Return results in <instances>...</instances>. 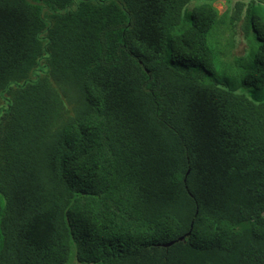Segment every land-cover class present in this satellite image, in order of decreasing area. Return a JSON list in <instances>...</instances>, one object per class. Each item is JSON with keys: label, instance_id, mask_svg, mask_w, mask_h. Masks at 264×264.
Returning <instances> with one entry per match:
<instances>
[{"label": "trees", "instance_id": "16d2710c", "mask_svg": "<svg viewBox=\"0 0 264 264\" xmlns=\"http://www.w3.org/2000/svg\"><path fill=\"white\" fill-rule=\"evenodd\" d=\"M214 1L0 0V264H264V0Z\"/></svg>", "mask_w": 264, "mask_h": 264}, {"label": "rangeland", "instance_id": "374dc122", "mask_svg": "<svg viewBox=\"0 0 264 264\" xmlns=\"http://www.w3.org/2000/svg\"><path fill=\"white\" fill-rule=\"evenodd\" d=\"M244 4H248L251 2V0H243L242 1ZM236 5V1L234 0H215L213 2V6L219 11L221 15L223 14H230L231 16L233 15V10ZM253 10L264 17V5L257 4ZM245 25V17L244 14L240 16V19L234 20V26H232V21L230 18H227L225 27L224 29L227 31V34L225 33H219V32H212L210 38L212 41L216 39L214 42H217L219 47L224 50L228 49L231 45L233 48L230 50V55L232 57L234 56H242L247 52V46H246V41L244 39V32L243 28ZM231 28V31H230ZM225 32V31H224ZM218 39V41H217ZM252 40V37H250ZM239 93H242L246 95L247 97L251 96V92L248 90V88H241L239 90ZM73 257L71 258V260ZM70 264H80L75 258L74 260L70 261Z\"/></svg>", "mask_w": 264, "mask_h": 264}, {"label": "water", "instance_id": "95a60500", "mask_svg": "<svg viewBox=\"0 0 264 264\" xmlns=\"http://www.w3.org/2000/svg\"><path fill=\"white\" fill-rule=\"evenodd\" d=\"M181 240H184V238H182Z\"/></svg>", "mask_w": 264, "mask_h": 264}]
</instances>
